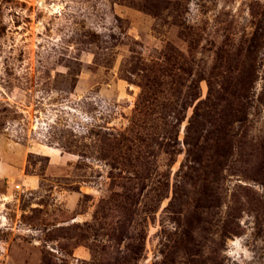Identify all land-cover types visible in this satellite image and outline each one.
<instances>
[{
    "label": "rangeland",
    "instance_id": "obj_1",
    "mask_svg": "<svg viewBox=\"0 0 264 264\" xmlns=\"http://www.w3.org/2000/svg\"><path fill=\"white\" fill-rule=\"evenodd\" d=\"M158 62L181 93L141 100ZM252 62L264 0H0V264H264V68L245 128L200 112L218 174L172 144L185 87Z\"/></svg>",
    "mask_w": 264,
    "mask_h": 264
},
{
    "label": "trees",
    "instance_id": "obj_2",
    "mask_svg": "<svg viewBox=\"0 0 264 264\" xmlns=\"http://www.w3.org/2000/svg\"><path fill=\"white\" fill-rule=\"evenodd\" d=\"M157 68L152 71V78L147 77L146 82L141 85V94L140 99L145 100L148 97V94L154 92L156 88H162L164 86H168V91L174 90L176 93H181L179 90V79L181 75L178 73L186 72L184 68V64H174L172 71L175 72L173 76L163 74L160 69L162 64L155 63ZM160 68V69H159ZM264 68V63L252 62L247 65V69L241 68L242 74H245L244 71L247 72V76L242 75L240 79L236 81L229 82L228 80L218 79V80H206L207 83V96L205 99H201L198 95L199 82L197 80L193 85L187 86L186 92L181 97L180 110H175L172 113L173 119V127H175V134L172 138V144L179 147L183 145L184 154H185V164H181V170L186 168V170H193L190 164L196 163L199 166V170H202L204 173L208 174L210 172L212 175H216L222 169L221 160L229 155H232V146L230 143H227L220 147L221 144H216L214 142L205 146L208 138L206 135H202V130L200 129L201 123L198 125V119H203V114H200L201 110L205 115V108L208 107L209 102L211 100H220V103L215 105L214 114L215 118L212 122V130L217 132L226 131L227 122L223 119V115H225V111L228 109L231 110V116L233 118L232 123L241 125V128L246 127V123L249 122V116L252 115L251 109L253 108V97L255 95V84L257 81V74L259 71ZM165 79H169L168 81ZM174 85L176 86L174 88ZM264 87V84H263ZM171 94V93H170ZM217 94L221 97H214ZM191 103L193 107V112L190 117L186 119V115L183 114L182 111H186L184 108ZM158 118L163 121L164 115L162 116L161 112L158 113ZM228 115V114H227ZM230 116V114H229ZM187 121L186 126L184 128V137L182 140H179V130L178 127L182 124V122ZM230 124V132L233 133V124ZM195 125V127H194ZM234 137L236 134H234ZM217 138V136H214ZM242 137L247 138L245 132H242ZM220 140V139H219ZM209 160V161H208ZM206 161L204 165L202 163ZM188 163V164H187ZM181 174H186L181 171Z\"/></svg>",
    "mask_w": 264,
    "mask_h": 264
},
{
    "label": "built area",
    "instance_id": "obj_3",
    "mask_svg": "<svg viewBox=\"0 0 264 264\" xmlns=\"http://www.w3.org/2000/svg\"><path fill=\"white\" fill-rule=\"evenodd\" d=\"M16 187H17V189H18L19 186H16Z\"/></svg>",
    "mask_w": 264,
    "mask_h": 264
}]
</instances>
